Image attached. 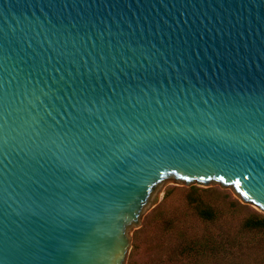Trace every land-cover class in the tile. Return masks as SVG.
<instances>
[{
	"label": "water",
	"instance_id": "water-1",
	"mask_svg": "<svg viewBox=\"0 0 264 264\" xmlns=\"http://www.w3.org/2000/svg\"><path fill=\"white\" fill-rule=\"evenodd\" d=\"M177 183L264 217V0H0V256L125 264Z\"/></svg>",
	"mask_w": 264,
	"mask_h": 264
},
{
	"label": "rangeland",
	"instance_id": "rangeland-1",
	"mask_svg": "<svg viewBox=\"0 0 264 264\" xmlns=\"http://www.w3.org/2000/svg\"><path fill=\"white\" fill-rule=\"evenodd\" d=\"M159 192L158 204L149 206L137 230L129 233L130 247L125 264H190V258L179 256L178 250L182 242L191 241V235L204 238L221 226L225 228L235 218V222L239 223L246 216L258 215L251 207L239 209L229 188L219 193L212 185L201 190L177 183L174 187L164 185ZM194 197L200 198L205 204L227 211L219 225H211L199 218L191 204ZM183 232L187 234L186 237H183ZM205 261L208 264L210 260ZM230 261L232 259L228 256V262ZM252 262L254 260L245 264Z\"/></svg>",
	"mask_w": 264,
	"mask_h": 264
},
{
	"label": "trees",
	"instance_id": "trees-1",
	"mask_svg": "<svg viewBox=\"0 0 264 264\" xmlns=\"http://www.w3.org/2000/svg\"><path fill=\"white\" fill-rule=\"evenodd\" d=\"M191 204L202 221L214 226L219 225L227 213L205 204L198 197H194ZM235 221L236 218L234 222L227 223L225 228L221 226L204 238L191 235V241L183 240L181 243L179 256H188L190 264H205L207 259L211 264H245L250 260H254L250 264H264V217L249 215L239 223ZM182 235L184 237L187 234L183 232ZM228 256L232 261L228 262Z\"/></svg>",
	"mask_w": 264,
	"mask_h": 264
},
{
	"label": "snow or ice",
	"instance_id": "snow-or-ice-1",
	"mask_svg": "<svg viewBox=\"0 0 264 264\" xmlns=\"http://www.w3.org/2000/svg\"><path fill=\"white\" fill-rule=\"evenodd\" d=\"M121 129H126L128 126L127 125H120ZM33 133L35 136L39 137L40 136V132L36 131L35 128H33ZM71 149V152L74 153H79L80 152V148L78 147H71L69 146ZM66 151H68V149H66ZM60 164L62 167L64 168H77L80 172H83L86 174V176L88 178H95L98 174V166L96 164H92V165H88L86 163H74L73 159L69 157H65V156H61L60 158ZM102 167V165H101ZM20 248V243L14 244L11 246V254L14 255L18 252ZM10 256V252L9 249L6 247L4 249L3 255L0 256V264H8V258Z\"/></svg>",
	"mask_w": 264,
	"mask_h": 264
}]
</instances>
